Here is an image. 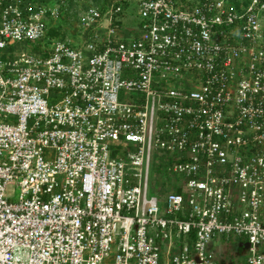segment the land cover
I'll return each mask as SVG.
<instances>
[{"label":"built area","instance_id":"built-area-1","mask_svg":"<svg viewBox=\"0 0 264 264\" xmlns=\"http://www.w3.org/2000/svg\"><path fill=\"white\" fill-rule=\"evenodd\" d=\"M106 2L0 0V264H264V0Z\"/></svg>","mask_w":264,"mask_h":264},{"label":"rangeland","instance_id":"rangeland-1","mask_svg":"<svg viewBox=\"0 0 264 264\" xmlns=\"http://www.w3.org/2000/svg\"><path fill=\"white\" fill-rule=\"evenodd\" d=\"M57 1L63 0H54L52 2ZM94 1L95 0H73L71 2L69 0H64L67 4L63 6L62 9L66 11L60 23L62 25V30H66L68 32L66 37L72 36L73 39H79L78 36L82 34V30L78 27L80 13L82 9H84L88 4L94 3ZM126 16L129 29L137 25L139 16L136 13L135 7L128 8ZM44 44L45 42L43 41L25 40L19 41L14 46V49L18 55L22 53H33L38 45ZM150 178L151 183H155L156 186H160L162 184L161 179L156 173V167L154 164L151 169ZM8 194H12L10 197L11 201H17L20 195V189L15 185H12L8 188ZM151 194L160 195L156 190H151ZM209 249L215 253L218 259V264H245L249 253L246 238L237 235L217 236L213 239Z\"/></svg>","mask_w":264,"mask_h":264},{"label":"trees","instance_id":"trees-1","mask_svg":"<svg viewBox=\"0 0 264 264\" xmlns=\"http://www.w3.org/2000/svg\"><path fill=\"white\" fill-rule=\"evenodd\" d=\"M46 1H54V0H46ZM69 1H73V0H69ZM94 3H101L102 4V7H105L107 2L106 0H95ZM62 25L60 27H57V28H51L47 34V37L43 40V42H45V45L48 46L49 44H51L52 40L55 39V38H61V39H64L68 32L66 30H62ZM42 45H38L36 47V50H40V47Z\"/></svg>","mask_w":264,"mask_h":264}]
</instances>
